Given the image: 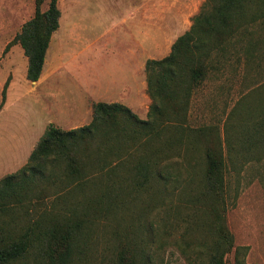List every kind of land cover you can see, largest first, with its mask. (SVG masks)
Wrapping results in <instances>:
<instances>
[{"label":"trees","instance_id":"16d2710c","mask_svg":"<svg viewBox=\"0 0 264 264\" xmlns=\"http://www.w3.org/2000/svg\"><path fill=\"white\" fill-rule=\"evenodd\" d=\"M43 2L34 1L33 17L4 49L20 43L31 81L38 79L50 37L59 25L58 0H49L44 11ZM252 24L256 28L247 26ZM243 44L247 63L255 50L264 47V0H206L169 54L146 62L151 104L145 119L123 104L97 102L88 125L63 130L49 124L27 163L0 179V264H164L161 252L168 242L148 223L143 224L139 242L116 234L112 255L103 250L92 261L88 249L95 240L89 234L107 218L112 205L107 191L95 193L80 211L46 219L45 210L37 211L38 218L26 217L23 226L14 228L16 210L28 215L29 193L38 185L37 179L46 177V165L61 164L67 179L79 183L112 163L126 161L131 155L128 150L139 154L133 169L141 189L161 187L171 195L177 191L179 205L181 201L203 214L184 220L186 233L195 229L198 238L173 243L188 264H227L228 254L232 264H249V247L235 244L227 224L225 183L229 169L264 158V99L251 106V92L242 95L226 114L222 129L217 124L192 127L187 123L192 88L204 78L211 53L224 55L229 46ZM47 197L44 188L41 194L37 191L36 204L41 206L39 202Z\"/></svg>","mask_w":264,"mask_h":264},{"label":"rangeland","instance_id":"374dc122","mask_svg":"<svg viewBox=\"0 0 264 264\" xmlns=\"http://www.w3.org/2000/svg\"><path fill=\"white\" fill-rule=\"evenodd\" d=\"M34 1L0 0V48L14 31H20L22 25L33 17ZM72 1L57 2L63 25L70 19ZM48 3L49 0H44L42 11L47 9ZM105 6L107 7L106 0L85 1L78 13L89 12L96 15L101 13ZM247 26L256 28L257 24ZM244 47V44L235 48L229 46L224 55L216 51L211 53L204 78L192 88L187 119L190 126L217 124L222 129L226 114L242 95L251 92L248 97L252 102L251 106H256V102L264 99V47L255 50L256 55L252 56L249 63L243 55ZM137 116L145 119L147 112ZM2 147L0 179L25 165L23 162L7 161V151L13 150V145ZM95 148L94 144L92 150ZM132 152L127 151V154L131 155L126 156L123 163L118 161L116 166L112 163L98 171L96 176L79 183H71L67 179L61 164L46 165V177L37 179L38 185L33 193L28 192V215H24V212L19 214L21 209L16 210L14 228L23 226L26 219L38 218L39 212L43 210L45 219L66 215L73 209L80 211L88 206L95 193L107 191L112 203L106 213L107 218H102L93 228L91 226L89 234L91 241L95 240V246L88 249V252L93 254L92 261H95L103 250L106 255H112L115 248L110 246L115 243L116 234H120L124 239L139 242V239L144 237L143 224L148 223L168 242L161 252L164 264H188L185 256L173 243L182 239L198 238L200 234L195 229H188L186 233L184 220L190 216L201 218L203 214L198 209L185 206L181 201L179 205L177 191H173L171 195L161 187L141 189L135 181L133 169L139 154L137 151ZM92 165L94 163H90L89 167L92 168ZM237 168L229 169L226 174L227 224L234 235L235 244L249 247L246 261L249 264H264V158ZM152 186H156V183ZM43 188L48 197L39 202L41 206H38L36 194L37 191L41 194ZM169 200H172V204ZM159 224H162L161 228ZM227 264H232V254L227 255Z\"/></svg>","mask_w":264,"mask_h":264},{"label":"crops","instance_id":"0c3cea01","mask_svg":"<svg viewBox=\"0 0 264 264\" xmlns=\"http://www.w3.org/2000/svg\"><path fill=\"white\" fill-rule=\"evenodd\" d=\"M85 1H72L64 25L60 13L36 81L27 79L20 43L4 51L17 31L0 48V152L13 145L10 163L26 164L49 124L63 130L88 125L97 102L146 113V62L169 54L206 0H106L101 13L79 14Z\"/></svg>","mask_w":264,"mask_h":264}]
</instances>
